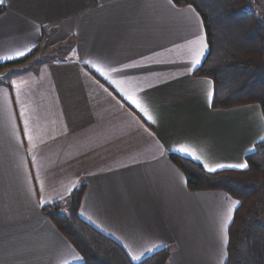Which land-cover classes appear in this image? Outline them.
I'll return each instance as SVG.
<instances>
[{
    "label": "crops",
    "instance_id": "crops-1",
    "mask_svg": "<svg viewBox=\"0 0 264 264\" xmlns=\"http://www.w3.org/2000/svg\"><path fill=\"white\" fill-rule=\"evenodd\" d=\"M0 8V58L27 53L0 65L32 56L0 73V264H84L46 215L54 204L66 213L80 189V217L132 263L169 248L168 264H226L237 200L190 190L170 155L206 171L204 163H246L264 141V117L258 104L213 108V82L194 75L209 53L198 12L168 0H4ZM200 37L207 47L193 67ZM110 80L134 90L157 123ZM181 145L202 162L172 150Z\"/></svg>",
    "mask_w": 264,
    "mask_h": 264
},
{
    "label": "trees",
    "instance_id": "trees-1",
    "mask_svg": "<svg viewBox=\"0 0 264 264\" xmlns=\"http://www.w3.org/2000/svg\"><path fill=\"white\" fill-rule=\"evenodd\" d=\"M190 6L202 18L209 53L194 75L214 84V109L229 110L258 104L264 117V21L251 9L252 0H172ZM3 9L0 8V14ZM32 58L0 65V73ZM172 162L186 175L192 191H224L239 202L229 229L226 264H264V141L246 157L247 170L206 171L199 163L178 155ZM83 189L75 191L62 213L61 205L46 215L84 258V264H134L111 239L79 215ZM169 248L138 264H168Z\"/></svg>",
    "mask_w": 264,
    "mask_h": 264
},
{
    "label": "snow or ice",
    "instance_id": "snow-or-ice-1",
    "mask_svg": "<svg viewBox=\"0 0 264 264\" xmlns=\"http://www.w3.org/2000/svg\"><path fill=\"white\" fill-rule=\"evenodd\" d=\"M169 4H172V0H168ZM4 4V0H0V5ZM193 43H198L199 47L198 48H194L193 49V59H192V65L193 67H195L196 65H198L200 63V57L203 55L204 53V49L207 47V45L204 43L203 41V37H200L198 39V41H195ZM28 51H31V48L28 49ZM27 53L25 51H19L17 53H15L14 55H8V56H4L0 59H4V60H13L16 59L17 57H23L25 56ZM92 67L96 68L97 72H100L101 75L105 76V79H109L108 74L101 69L100 67H97L96 65H92ZM118 69H111V71H117ZM110 83H112L119 91L120 94L129 102V104H131L141 115L142 117L147 120L148 122H150V124H156L157 121L155 119V117L152 115V113L150 112L148 106L142 102L141 99H139L135 93L134 90H126L121 86V82H117L115 80H110ZM210 83V82H209ZM13 86L17 89H19L20 85H18L15 81H13ZM209 98L211 99V93H209ZM149 135H151V133H149ZM173 151L182 153L184 155L190 156L193 159L197 160V161H201V157L200 155H197L190 147L186 146V145H181L180 147L174 148L172 149ZM202 162V161H201ZM204 167L207 169V171L209 172H216L217 170H222V169H246L248 167V165L246 163H240V164H216L215 166H209V164L204 163ZM44 203H46L45 201H41V205H43ZM239 204L238 201H233L231 204V207H229L228 209V220L231 219V213L233 211V209H235L237 207V205ZM146 251H152V248H147ZM76 259H80V257H75ZM133 260H139L140 256L137 255H132L131 257ZM64 264H68L67 261L64 262Z\"/></svg>",
    "mask_w": 264,
    "mask_h": 264
},
{
    "label": "rangeland",
    "instance_id": "rangeland-1",
    "mask_svg": "<svg viewBox=\"0 0 264 264\" xmlns=\"http://www.w3.org/2000/svg\"><path fill=\"white\" fill-rule=\"evenodd\" d=\"M254 1L255 2L253 3V0H252V5L250 6V9L251 11L253 10L257 14L260 20L264 21V0H254ZM262 222H264V216L262 218Z\"/></svg>",
    "mask_w": 264,
    "mask_h": 264
},
{
    "label": "built area",
    "instance_id": "built-area-1",
    "mask_svg": "<svg viewBox=\"0 0 264 264\" xmlns=\"http://www.w3.org/2000/svg\"><path fill=\"white\" fill-rule=\"evenodd\" d=\"M255 1L253 0V3H254Z\"/></svg>",
    "mask_w": 264,
    "mask_h": 264
}]
</instances>
